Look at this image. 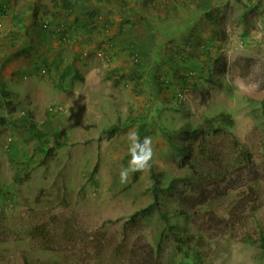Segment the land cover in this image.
Here are the masks:
<instances>
[{
	"label": "rangeland",
	"instance_id": "rangeland-1",
	"mask_svg": "<svg viewBox=\"0 0 264 264\" xmlns=\"http://www.w3.org/2000/svg\"><path fill=\"white\" fill-rule=\"evenodd\" d=\"M196 4L173 33L156 0L123 31L94 0H0V264H264L232 237L264 229V0ZM132 132L158 183H121Z\"/></svg>",
	"mask_w": 264,
	"mask_h": 264
},
{
	"label": "crops",
	"instance_id": "crops-1",
	"mask_svg": "<svg viewBox=\"0 0 264 264\" xmlns=\"http://www.w3.org/2000/svg\"><path fill=\"white\" fill-rule=\"evenodd\" d=\"M156 1L159 2V5H160L159 6L160 8L159 18L161 19L163 23V26H162L163 29H170L174 33V30L176 28L178 29L181 28L182 31L186 32L191 27H193V23L197 22V24H199V22L202 20L206 21L205 13L208 10L203 11L202 7L198 6L197 4L193 7V0H162L163 1L162 3H160V0H156ZM129 3H130L129 6L128 5L126 6V3H125V7L120 8L119 6H110V5L109 7L105 3H102L101 0L98 4L94 2V4L98 6L99 14L100 12L104 10V8L108 10H114V12L117 11L120 14H124L122 15L123 19L121 20L120 18V21L111 20L109 24H106V25L103 24L104 30L108 31L109 29L111 28L113 29L114 27L117 28L118 31L129 29L128 24L130 23L132 19V13H134L139 8V7H135V5L142 7V8L140 7V10H139L140 12L141 11L143 12L149 5V3L145 5L143 1L142 3L138 4L135 2V0H129ZM150 3H153V2H150ZM256 5H259V2H257ZM193 16H195L194 19H193ZM118 34L119 32L116 33L115 36H111L109 39L111 40L112 38L113 40L116 41L117 44L124 45V43L128 41L127 37L125 38L122 35L120 34L118 35ZM173 36L174 35L171 34V37ZM166 37H169V34L163 37V40L167 42L168 44V41H169L168 39L170 38H166Z\"/></svg>",
	"mask_w": 264,
	"mask_h": 264
},
{
	"label": "trees",
	"instance_id": "trees-1",
	"mask_svg": "<svg viewBox=\"0 0 264 264\" xmlns=\"http://www.w3.org/2000/svg\"><path fill=\"white\" fill-rule=\"evenodd\" d=\"M108 2H106L105 4L106 5H110V6H119L120 8H124L125 7V3H126V6L130 5L129 3V0H107ZM144 2L145 5H147L148 3L150 2H154V0H141ZM250 2H253L254 0H249ZM94 2L96 4L99 3V1L97 0H94ZM65 7H67V9H70V3H67L65 5ZM135 7H139L138 9H140L141 6H138V5H135ZM142 8V7H141ZM137 9V10H138ZM65 32V31H64ZM65 37L64 35H62V38ZM27 46V45H26ZM77 76V75H76ZM166 83L167 85L169 84L168 81H161L159 80V86H160V83ZM169 87V86H168ZM5 94V92H4ZM7 95V94H6ZM24 120L28 123V125H30V127L28 128L27 127V131L33 135V137H36L38 140H42V139H45L46 143H48L49 145L51 143H53L55 145V147H60L61 146V140H62V136L59 134V133H52V134H47V133H44V132H41L39 129H38V126L32 121V118L30 117V115L26 114L25 116H23ZM24 121V122H25ZM0 123L4 124L6 123V120L4 118H1L0 117ZM121 125H113L107 129H105V131L110 134V135H114L115 133L121 131ZM183 133H189L186 129H183V130H180L178 133H174V134H183ZM54 147L50 148L49 149V152L52 153L54 152ZM177 150H178V154L181 156V157H188V155L185 154L186 150H184L183 148L181 147H177ZM188 150V153L190 154L189 157L192 156V150L190 149H187ZM246 159L250 164L252 163V155L250 154V152H244L242 153L241 155V158L240 159ZM151 173H152V176L153 178L156 180V183L159 182V180L157 179L156 175H155V172H154V167H153V164L151 166ZM140 172H135L134 173V179H137L138 175H139ZM150 208H147L146 211H148ZM181 215H184L185 217H187L186 214H182L181 212H179ZM168 214H164L162 217L164 220H166ZM246 222V221H244ZM259 229L261 231L260 233V237H258L257 234H252L251 233V230H244L242 231L241 233H234L232 235L233 238L235 239H239V241L243 242V243H248V244H251L253 246H256V247H259L261 249V257L259 258V260L264 257V229L262 228V226L260 225L259 226ZM161 238H164V236L162 235ZM259 240V241H258ZM181 240L178 239V242H180ZM161 247L159 246V249Z\"/></svg>",
	"mask_w": 264,
	"mask_h": 264
},
{
	"label": "clouds",
	"instance_id": "clouds-1",
	"mask_svg": "<svg viewBox=\"0 0 264 264\" xmlns=\"http://www.w3.org/2000/svg\"><path fill=\"white\" fill-rule=\"evenodd\" d=\"M129 138L132 142L129 149L132 159L129 162L128 168L121 169V183H126L131 173L144 172L152 166L153 150L151 138L145 137L143 142H141L138 134L135 132L130 133Z\"/></svg>",
	"mask_w": 264,
	"mask_h": 264
}]
</instances>
